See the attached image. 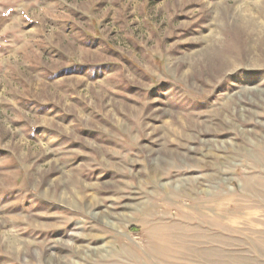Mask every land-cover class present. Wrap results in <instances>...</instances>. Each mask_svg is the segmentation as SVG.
<instances>
[{"label": "rangeland", "instance_id": "374dc122", "mask_svg": "<svg viewBox=\"0 0 264 264\" xmlns=\"http://www.w3.org/2000/svg\"><path fill=\"white\" fill-rule=\"evenodd\" d=\"M0 264H264V0H0Z\"/></svg>", "mask_w": 264, "mask_h": 264}, {"label": "bare ground", "instance_id": "6f19581e", "mask_svg": "<svg viewBox=\"0 0 264 264\" xmlns=\"http://www.w3.org/2000/svg\"><path fill=\"white\" fill-rule=\"evenodd\" d=\"M242 8V7H241ZM241 15V14H240ZM108 225H113L111 221H105Z\"/></svg>", "mask_w": 264, "mask_h": 264}]
</instances>
